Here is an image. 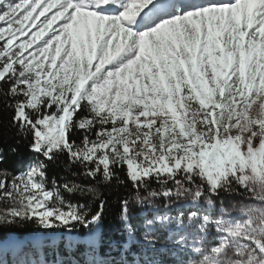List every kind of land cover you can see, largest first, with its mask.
Returning a JSON list of instances; mask_svg holds the SVG:
<instances>
[{"label": "snow or ice", "instance_id": "1", "mask_svg": "<svg viewBox=\"0 0 264 264\" xmlns=\"http://www.w3.org/2000/svg\"><path fill=\"white\" fill-rule=\"evenodd\" d=\"M0 104L35 157L0 173V228L63 230L84 247L53 264H130L133 245L131 264H264V0H0ZM62 156L92 184L49 188ZM119 169L134 193L119 200L126 242L102 257L106 198L93 212L65 194L123 184ZM235 195L254 202L242 220L223 203ZM157 199L164 212L133 226L130 203ZM181 200L193 210L171 215Z\"/></svg>", "mask_w": 264, "mask_h": 264}, {"label": "trees", "instance_id": "2", "mask_svg": "<svg viewBox=\"0 0 264 264\" xmlns=\"http://www.w3.org/2000/svg\"><path fill=\"white\" fill-rule=\"evenodd\" d=\"M11 113L6 111L2 104H0V154L3 160L0 161V173L7 171L9 175L18 174L26 169L35 157L34 154L28 151V142L21 138L16 129L12 128L10 121ZM80 133H77L74 139L79 143L81 138ZM30 140V138H29ZM15 149V151H13ZM81 168L78 165L70 164L67 156H62L58 161L50 162L47 168L48 187H52V179L55 178L58 184L65 181L75 182L84 185L92 184L91 181L79 175ZM76 173L77 175H73ZM119 181L113 182L111 185L103 186L102 184L94 185L96 187V195L87 194L81 196L79 193L75 195L65 194L66 200L72 203L87 202L91 205L93 212L96 211L100 196L102 195L107 200V204L103 211L102 229H101V247L99 249L100 255L103 257L109 251V241H115L117 245H122L126 242L125 225L118 219V214L121 210L119 200L124 197L131 198L134 193L132 184L128 182L124 169L118 170ZM152 188H158L155 182L151 185ZM132 201L129 205L132 211L137 212V208H133ZM0 206H3L0 203ZM138 217L131 219L133 226H138ZM78 238H83L85 233L83 229L79 233L73 234ZM140 233H137L139 238ZM68 234L63 230L49 235L43 230L27 226L18 228H0V261L5 264H20L17 262V257L20 254L30 256L36 264H53V262L60 258H67L73 256L77 259H83L85 251L82 245L67 246ZM165 247L171 249L172 246L164 243ZM139 246L133 245L131 251L127 254V258L131 264L133 253L140 252ZM117 258L120 253H112ZM163 264H176L175 259L171 255H163L160 257Z\"/></svg>", "mask_w": 264, "mask_h": 264}, {"label": "rangeland", "instance_id": "3", "mask_svg": "<svg viewBox=\"0 0 264 264\" xmlns=\"http://www.w3.org/2000/svg\"><path fill=\"white\" fill-rule=\"evenodd\" d=\"M169 186H171V185H169ZM186 203L187 202L183 201V200L179 201L178 203H174V206L171 209H169L168 211L173 216L177 215L178 212L182 211V212H184V214L186 216L189 211L193 210L191 207H185ZM223 203L227 207L228 213H230L231 216L236 220H242L244 218V213H243V211H241L242 209L246 210V206H252L254 204V202L251 201L247 196H239V195L224 196L223 197ZM155 204L160 205L161 207L159 209H153L152 207H149L147 204H145L143 207H139L134 202L133 208H137L138 210H137V212H135V211H132V209H131L132 218L138 217V219H139L138 222H139V224H141L142 218L139 216V213H141L142 211L147 212L149 218H151L154 211L158 210L161 213H163L164 212V208H163L164 200L163 199H157L155 201ZM219 206H220V201L217 200L216 209L211 211L212 216L216 217V216L220 215ZM0 207H2V206H0ZM186 231L188 232L189 236L198 235V233L196 232L195 225H193L191 228L186 229ZM159 235H160L161 244H163V246L165 247L164 243L166 240L167 233L162 230L159 233ZM215 235H216L215 231L211 230L209 232V235H208V242H211L215 238ZM161 244H158L157 247H160ZM184 258L188 259V257H184ZM17 262H20V264H36L35 261H33L30 256H27L24 253L20 254L17 257Z\"/></svg>", "mask_w": 264, "mask_h": 264}]
</instances>
